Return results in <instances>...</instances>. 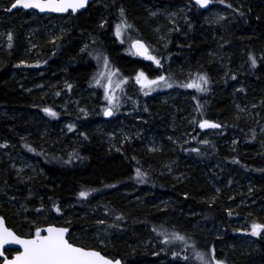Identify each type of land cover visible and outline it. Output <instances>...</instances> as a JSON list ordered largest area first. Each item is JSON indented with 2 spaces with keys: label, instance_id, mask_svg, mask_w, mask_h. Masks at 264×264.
Here are the masks:
<instances>
[{
  "label": "rangeland",
  "instance_id": "1",
  "mask_svg": "<svg viewBox=\"0 0 264 264\" xmlns=\"http://www.w3.org/2000/svg\"><path fill=\"white\" fill-rule=\"evenodd\" d=\"M176 1L173 5L156 0L140 1L138 6L142 8L143 18L139 19V23L122 3L119 12L124 19L114 22V33L118 42L122 43L121 46H125L122 48L126 59L120 57L113 65L104 52L96 50L94 58L98 59V64L95 72L91 73L88 66L90 54L87 50L91 45L99 43V34L109 17L108 8L91 2L90 7H98L99 10L97 22L94 26H83L79 14L87 8L75 14H40L32 9L11 10L16 0H0V68L9 66L8 80L23 97L28 98L22 97L18 108H0V174L11 177L7 183L9 187L18 188L16 193L10 195L12 193L6 183L0 186V217L15 233L31 236L35 233H31L34 228L61 223L57 217L63 211L56 203L60 195L55 188H59L60 183L54 182L53 186L56 177H51L41 162L24 154L23 149L33 148L36 150L34 152L65 156L68 151L79 152V137L89 142V132L97 136L107 151L135 159L133 164L137 166L132 167L126 176L134 168L140 169L151 174L161 188L168 189L172 184L184 181V174L189 176L192 167H195L202 172L211 187L210 200L236 214L230 220L234 231L248 233L249 221L252 226H264V192L259 196L250 178L225 162V159L234 156L233 149L239 140L246 155L249 151H252L250 156L256 151L264 152V88L250 90L240 79H227L226 76L231 72L229 56L213 46L206 52H196L190 61L182 60L179 55H161L167 40L174 33L173 25L182 21L185 12L190 10V6L176 4ZM215 1L221 5L216 3L208 10L199 12L202 14V27L219 24L234 26L240 0H227L228 3ZM70 35L72 37L69 38ZM133 38L147 42L150 53L148 59L140 60L130 49L129 43ZM75 40L78 41L73 43ZM219 41L222 42V38ZM135 58L138 61H134ZM258 61H264V53L261 51L249 63L250 67L239 65L237 72L240 76L249 75L252 66ZM77 65H86L90 72L82 82L75 83L69 75L68 67ZM216 85L219 87L217 92L223 89L229 95L232 116H218L219 119L210 117L215 118V121L236 123L239 136L233 132L218 133L212 129H203L188 143L186 136L194 128L193 97L195 93L202 95L208 92L202 104L211 114L210 103L215 96ZM94 93H99L97 99L91 98ZM170 106H173L172 114L178 116L175 117L177 123L165 128L162 126L164 118L161 110L154 113L152 110ZM107 107H111V115L103 118V111ZM35 108H42L44 112H41L42 116L35 112L33 120L31 110ZM47 113L57 118L51 121L47 131L62 134L63 145L66 146L62 151L47 147V143L40 139L43 130L38 137L32 134L33 131H23L18 136L12 134L15 125L23 120L26 123L37 121V126L47 123L44 119ZM190 146L209 152L210 158L199 160L180 152ZM139 148L144 149L142 151L148 155L161 153L162 159L146 162V165ZM249 165L252 167L251 175L261 172L258 164ZM174 167L177 172L171 171ZM117 192L122 197V203L111 200ZM169 193L154 196L150 187L130 181L107 187L100 195L113 202L117 211L115 216L79 211V216L86 218V223L92 227L93 235L97 238L95 245L76 242L71 233L68 239L76 245L97 250L106 248L110 252L103 237L112 238L114 233L124 235L121 231L116 232V224L140 219L138 215H129L125 210L130 206H142L150 200L154 201L157 208L175 205L184 216L195 214L192 209L177 203V198ZM190 222L195 227L197 220L193 218ZM168 223L175 226L174 222ZM197 226L201 227L199 224ZM183 227L187 230L190 228L187 225ZM145 230L148 243L141 254L146 257L147 264H182L164 259L160 238L148 228ZM213 233L217 236L223 234L219 226L213 228ZM109 243L115 244L110 240ZM4 254L8 256L6 250ZM222 264L226 263L222 261Z\"/></svg>",
  "mask_w": 264,
  "mask_h": 264
},
{
  "label": "trees",
  "instance_id": "2",
  "mask_svg": "<svg viewBox=\"0 0 264 264\" xmlns=\"http://www.w3.org/2000/svg\"><path fill=\"white\" fill-rule=\"evenodd\" d=\"M140 1L149 2L150 0L92 1V3L96 2L99 7L108 8L109 17L104 29L99 34V43L91 45L87 50L90 54L88 66L92 70L91 73L95 72L98 64V59L96 57L94 58V52L96 53L98 50L107 55L111 64H115L120 57L126 59L123 56L125 52L122 46L124 45L121 46L122 43L118 42L114 33V22L117 19H124L119 12L120 5L123 3L129 14L139 23V19L143 18L142 8L138 6ZM156 1H164L170 5L172 3L174 4V0ZM176 2V4L190 6V10L187 13L185 12L183 15V17H185L182 21L173 25L175 26L173 28L174 33L169 37L167 42L165 41L166 47L162 49L161 55H179L182 60L185 59L190 61L196 52H206L207 49L213 46L229 56L228 59L230 60L231 72L226 76L227 79H230V81L240 79L250 90L260 87L264 88V61H258V63L252 66V73L249 75L240 76V73L237 72L239 65L248 68L250 67L249 63L255 60L259 51L264 53V0H240L238 3L239 9L236 11L238 14L237 22L234 26L219 24L212 26L204 25L203 27L200 24L202 23V14L193 13L192 8L194 7L191 6V0H177ZM97 8L98 7L94 6L90 7L89 4L87 10L79 14L80 19H83L81 25H95L99 11H97ZM246 18L247 21H245ZM70 37L72 36L70 35L69 38ZM221 38L222 42L219 41ZM77 41L78 40H75L73 43ZM134 61H138V59L135 58ZM190 63L196 64L194 61ZM68 69L70 71L69 75L75 83L82 82L83 78H86V74L90 72V70L87 71L86 65L69 66ZM8 71L9 66L0 68L1 109L18 108L20 99L26 98L28 100V98L23 97L20 91L16 89L15 85L8 80ZM218 88L216 85L214 90L215 96L211 99L210 103V110H212L213 113L211 112V114L213 115L209 114L210 111H207L202 104V99L205 98L208 92L202 95L195 93L193 97L194 128L192 133L186 136V141L188 143H190L197 134L203 132L197 125L201 119H215L210 116H215L217 119H219L218 116L231 118L232 110L230 111V109L232 105L229 102V95L226 94L223 89L217 92ZM207 90L209 91L208 87ZM97 94L99 93H94L91 98L97 99ZM207 97L206 99L210 100ZM158 110H161L164 118L162 126L166 128L169 125L177 123V118L175 117L178 116L172 114L173 106L165 107L164 109L156 108L152 110V112L154 113V111ZM31 111L33 120L35 118V112L38 115L44 112L42 108H35ZM44 119L47 123H41L38 126L36 125L37 121L35 123L34 121L26 123V120H23V122L15 125V130L12 134L18 136L19 133L23 131H33L32 134L38 137L39 132L43 130L40 139L43 140L44 143H47V147L49 149L62 151V149L66 147L63 145L62 134L60 135L58 131L53 133L47 131V127H50L52 123L51 121L57 118L47 113ZM216 122H218L220 126L212 129L213 132H233L239 136L240 132L236 128V123H227L221 120H217ZM89 133V142L79 137V152L76 150H72L71 152L68 151L69 153H66L65 156L47 154L44 152L38 153L34 152L36 150L33 148L23 149L24 154L39 160L51 177H56V180L53 181V186L54 182L60 183L61 186L55 188L60 195L56 203L60 205L63 211H61V215L57 217V221L61 223L56 224L69 226V234H74L75 238L73 239L76 242L93 246L97 241V238L93 235L92 227L89 223H86V218L79 216V211L115 216L114 214H116L117 211L113 202H111L108 197L106 198L100 195V193L107 187L116 186V184L120 185L124 181H130L150 187L154 196L160 193L170 192V195L177 198H175L177 203L192 209L195 211V214L191 213L192 215L188 214L184 216L182 211L178 209V206L175 205L157 208L153 200L145 202L142 206H130L125 210L126 213L129 215L136 214L140 219L132 220L127 223H117V227L115 226L117 228L116 232L121 231L124 235L118 236L114 233L112 238L109 236L103 237L110 251L107 252L106 248H98L104 255L109 257L115 255L114 257H120L123 264H147L145 262L146 257L141 253L148 243L146 242L145 233V228H148L160 238L161 245L164 249L163 258L175 263L222 264V261H224L226 264H264V226L257 228L256 234H253L254 229H252V222L247 219L250 225L248 233L234 231V228L230 225V220H233L236 214L219 206L220 203L210 200L209 195L211 187L205 181L202 172L197 168L192 167L189 176L184 174L185 179L180 184H172V187L163 189L158 185V182L151 174L143 172L140 169L135 170L134 168L132 173L126 176L127 172L129 173L132 167L137 166L133 164L135 159H131L130 156L125 157V154L124 157H122L120 154L107 151L104 145L98 140L97 136L93 132ZM32 140L35 141V139ZM211 147L215 148L212 144ZM138 150L141 153L140 156L144 158L145 164L149 161H160V159H162L161 153H152L148 155L146 152L142 151L144 149L139 148ZM233 150L234 156L230 159H225V162L227 165L230 164L232 168L246 174L248 178H250L254 190L258 192L259 196H262V192H264V152L259 151L257 153L256 151L252 153L251 157L250 154L252 151H249L250 153L246 155V150L242 148L241 140L236 142ZM180 152L183 155L188 153L187 155L190 154L199 160H207L211 155L202 148H195L193 146L187 147L186 149L183 148ZM124 158L126 159L124 160ZM250 163L258 164L261 168V172L251 175L252 167L249 165ZM184 166L189 165L185 164ZM179 168L181 167L179 166ZM171 171L177 172V169L174 167ZM9 179H11L10 176H5L1 173L0 186L3 182L7 185ZM96 181L97 183L93 184ZM7 187L9 188V192L12 193L10 195H13V192L16 193L18 189L16 186L9 187L7 185ZM81 193H86L87 195L81 196ZM220 199L221 197L217 200L220 201ZM111 200L116 203H122V197L119 192L114 194ZM193 218L197 220L196 225L199 224L201 227H196V225L192 227L190 221ZM169 221L174 222L175 226L170 225V223H168ZM186 225L190 226L188 230L183 229L185 228L183 226ZM216 226L221 228L222 235L217 236L213 233V228ZM34 229L31 233H34ZM210 229L211 232H208ZM179 237L183 239H179ZM69 240L71 241V239ZM109 240L115 242V244L109 243ZM8 250L6 251L9 256L14 249Z\"/></svg>",
  "mask_w": 264,
  "mask_h": 264
},
{
  "label": "snow or ice",
  "instance_id": "3",
  "mask_svg": "<svg viewBox=\"0 0 264 264\" xmlns=\"http://www.w3.org/2000/svg\"><path fill=\"white\" fill-rule=\"evenodd\" d=\"M197 2L203 6L207 4L208 0H197ZM19 4H22L24 8H40L41 11L45 7L39 0H17L12 7L15 8ZM47 6L53 11H64L68 7L75 10L76 7H83V0L76 4L55 3L54 0H49ZM200 79L204 80L203 77ZM152 83H155V81ZM188 86L192 87L193 85ZM205 126L216 127V125H209L207 122L201 125V127ZM85 195L87 194L81 193V196ZM259 227L258 225H253V234H256V229ZM47 231L49 235L46 237H41L39 232H37V239L35 240L20 241L12 237L16 243H22L25 246L24 253L17 257V264H97L98 260H102L98 253L86 252L68 244L63 238L64 229L49 228ZM9 237H11V233L5 231L3 235H0V241L6 243ZM179 239L183 238L179 237ZM103 264H109V262L103 261Z\"/></svg>",
  "mask_w": 264,
  "mask_h": 264
},
{
  "label": "water",
  "instance_id": "4",
  "mask_svg": "<svg viewBox=\"0 0 264 264\" xmlns=\"http://www.w3.org/2000/svg\"><path fill=\"white\" fill-rule=\"evenodd\" d=\"M94 0H83V7H76L75 10H73V8L68 7L66 10L64 11H53L51 10L50 7H48L47 5L49 4V0H39V2L43 5H45L44 10L41 11L40 8H24L22 6V4L17 5V7L13 8L11 7L10 9H16V8H23L25 10H36L37 12H39L40 14H48V13H53V14H65L67 12H71L72 14H75L79 11H82L84 9L87 8V6ZM17 2V0H16ZM16 2L14 4H16ZM55 3H66V4H76L79 3L80 0H54ZM197 2V0H196ZM198 3V2H197ZM201 4V3H198ZM209 5V0L207 2V4L205 5H201L203 8H206ZM13 6V5H12ZM130 46L133 49V51L140 57H147L148 55V47L146 45V43L144 42V40L139 39V38H135L130 42ZM112 110L110 108H106L104 110L103 116L104 118H108L111 115ZM108 113V114H106ZM205 122H207V124L209 125H216V127L219 126L218 123L212 121V120H203L200 121L199 126L201 127V125H204ZM202 129H212L215 127H201ZM49 228H53V229H64V234H63V238L64 240L70 244L72 247L74 248H79L82 249L86 252H94V253H98L99 257L102 258V260H98L97 264H103V261H108L109 264H123V261L121 258L116 257V258H112L109 256L104 255L100 250L97 249H93V248H86L80 245H76L72 242H70L67 238L68 233L70 231L69 227L66 226H61V225H45V226H41L36 228V232L34 235L31 236H21L17 233H15L10 227H8L5 222L4 219L2 217H0V235H3L5 233V231L7 233H11V237L8 238V242H2L0 241V258L1 260V264H17V257L21 256L24 253L25 250V246L22 243H16L12 237H14L16 240H20V241H28V240H35L37 239V232H39V235L41 237H46L49 235V232L47 231V229ZM6 249H14L12 252V254L10 256H6L4 254V251Z\"/></svg>",
  "mask_w": 264,
  "mask_h": 264
},
{
  "label": "flooded vegetation",
  "instance_id": "5",
  "mask_svg": "<svg viewBox=\"0 0 264 264\" xmlns=\"http://www.w3.org/2000/svg\"><path fill=\"white\" fill-rule=\"evenodd\" d=\"M223 1L227 3L226 0H223ZM191 3H192L191 6L194 7V8H192V9H193V13H194V14H198L200 11H201V12H204L205 10H208V9L211 8L212 6L216 5L217 2H216L215 0H209V5H208L206 8H203V7L201 6V4H198V3L196 2V0H191ZM217 4L221 5L220 2H218ZM224 6H225V5H224ZM198 9H199V10H198ZM146 44H147V42H146ZM147 46H148V49H149V45H148V44H147ZM148 55H149V54H148Z\"/></svg>",
  "mask_w": 264,
  "mask_h": 264
}]
</instances>
